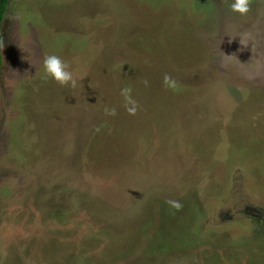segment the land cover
<instances>
[{
    "label": "rangeland",
    "instance_id": "rangeland-1",
    "mask_svg": "<svg viewBox=\"0 0 264 264\" xmlns=\"http://www.w3.org/2000/svg\"><path fill=\"white\" fill-rule=\"evenodd\" d=\"M232 2L10 0L0 264H264V0Z\"/></svg>",
    "mask_w": 264,
    "mask_h": 264
},
{
    "label": "clouds",
    "instance_id": "clouds-1",
    "mask_svg": "<svg viewBox=\"0 0 264 264\" xmlns=\"http://www.w3.org/2000/svg\"><path fill=\"white\" fill-rule=\"evenodd\" d=\"M231 10L239 12L241 14L247 13L249 11L248 0H233L231 3ZM43 78L45 80L52 79L61 86H75L76 81L73 78L72 72L69 70V64L65 62L61 57L55 54H50L45 56L43 60ZM165 83H167L169 77L165 76ZM147 85V81L144 82ZM130 89L123 88L121 90V95L125 98L128 105L130 114H135L138 107L137 102L131 99ZM104 112L106 115L114 116L116 115V109L105 107ZM169 203L179 210L182 205L178 201H169Z\"/></svg>",
    "mask_w": 264,
    "mask_h": 264
},
{
    "label": "trees",
    "instance_id": "trees-1",
    "mask_svg": "<svg viewBox=\"0 0 264 264\" xmlns=\"http://www.w3.org/2000/svg\"><path fill=\"white\" fill-rule=\"evenodd\" d=\"M10 4V0H0V73L3 69V53H2V46L4 41V23L8 11V7Z\"/></svg>",
    "mask_w": 264,
    "mask_h": 264
}]
</instances>
